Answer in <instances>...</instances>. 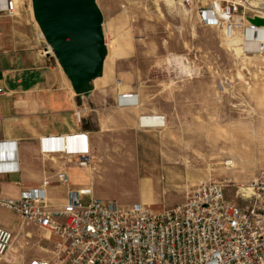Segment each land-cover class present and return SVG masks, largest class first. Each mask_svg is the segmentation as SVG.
<instances>
[{"label":"rangeland","instance_id":"obj_1","mask_svg":"<svg viewBox=\"0 0 264 264\" xmlns=\"http://www.w3.org/2000/svg\"><path fill=\"white\" fill-rule=\"evenodd\" d=\"M96 1L103 17L105 52L108 45L127 51L113 62L111 83L127 82L130 91L145 98L149 110L167 116L171 133L165 132V149L159 150L158 177L173 167L181 170L172 182L176 184L173 196L163 195L145 207L155 211L180 203L197 184L213 179L222 181L226 197L236 200L237 188L264 171V147L258 145L264 142V57L237 50L222 37L220 28L204 25L194 11L164 0ZM23 3L19 15L2 19L8 23H3L1 32L16 30L10 45L32 48L45 58L48 44L38 37L41 29L31 0ZM242 126L245 132L239 130ZM255 127L262 128V134ZM207 130L213 131L201 138ZM200 131L206 133L200 136ZM194 136L199 142L193 141ZM225 159L232 160L233 166H225ZM109 179L100 187L103 199L125 206L139 203L132 187L138 182L119 175ZM9 227L14 229V240L8 251L14 254V247L17 252L1 264H23L28 252L34 254L33 248L45 245L46 234L33 231L30 225L16 219Z\"/></svg>","mask_w":264,"mask_h":264},{"label":"built area","instance_id":"obj_2","mask_svg":"<svg viewBox=\"0 0 264 264\" xmlns=\"http://www.w3.org/2000/svg\"><path fill=\"white\" fill-rule=\"evenodd\" d=\"M177 2L194 11L202 24L220 28L224 39L240 34L244 53H257L246 48L245 41L264 51V25L251 22L264 19V0ZM20 4L22 0H0V29L2 19L16 16ZM43 54L54 55L49 45ZM5 93L0 84V95ZM129 98L124 102H134ZM76 118L80 120L79 112ZM83 138L80 133L45 137L41 147L47 153H67L78 166L88 167ZM56 180L66 191L60 206L48 202L49 179L17 197L0 192V207L18 215L21 223L47 232L53 241L48 258L29 264H264V171L237 188L236 200L227 198L226 185L213 179L197 184L182 202L155 211L142 203L125 206L100 198L91 188L72 187L64 171L56 173ZM13 239V232L0 226V264L7 262Z\"/></svg>","mask_w":264,"mask_h":264},{"label":"crops","instance_id":"obj_3","mask_svg":"<svg viewBox=\"0 0 264 264\" xmlns=\"http://www.w3.org/2000/svg\"><path fill=\"white\" fill-rule=\"evenodd\" d=\"M164 1L169 5L180 6L177 0ZM22 7L20 4L17 15ZM8 19L1 21V29L3 23H8ZM1 29L0 84L6 88V93L0 95L2 196L17 197L22 190L37 187L44 179H49L51 185L47 189L48 202L60 206L65 202L66 191L56 180V173L59 171L68 174L72 187L91 188L94 195L102 198L104 192L100 187H104L103 183L110 181L109 178L113 175L123 176L128 182H138L132 186L140 197L135 202L143 205H149L163 195L173 196L172 190H175L176 184L173 185L172 182L180 177L181 170L173 167L165 171V175L158 177L159 172L155 169V165L160 162L159 150L165 149L167 142L165 132L171 133L166 114L149 110L145 106V98L130 91L127 82L115 80L112 84L110 81L113 62L118 54L127 52L125 49L108 45L102 73L87 82L83 89H76L58 60L51 59L53 55L46 54L43 58V55L40 57L38 53L31 51L32 48L10 45V42H15L12 38L16 30L11 29V34L4 28L1 32ZM238 42L240 41L236 39L237 45H232L241 51ZM89 90L92 91L91 95ZM87 92L89 97H86ZM123 94H135L129 98L134 102H120ZM76 112H79V121ZM151 117H155L154 120ZM220 129L218 128V132L222 131ZM239 130L245 132L243 126ZM257 130L256 133L262 134V128ZM212 131L207 130L208 134L204 131L206 136H201L203 131L197 134L205 139ZM78 133L84 136L83 143L90 155L88 167L78 166L75 159L67 153L43 152V138ZM191 138L199 142L198 136ZM77 142L78 145L82 144V141ZM77 142H71V145L76 146ZM260 144L264 147V142L258 143ZM211 157L212 155L208 159ZM15 166L17 171H12ZM106 196L115 198L112 195ZM0 213L3 214L0 216V226L14 233V229L9 226L16 219L21 221V218L3 207H0ZM30 226L33 231L46 234L45 245L38 244L33 248L34 254L28 252L23 264L48 258L47 249L53 243L47 232L34 225ZM25 236L31 237V233L25 231ZM13 250L14 254L7 251V262L12 255H16L14 247Z\"/></svg>","mask_w":264,"mask_h":264},{"label":"water","instance_id":"obj_4","mask_svg":"<svg viewBox=\"0 0 264 264\" xmlns=\"http://www.w3.org/2000/svg\"><path fill=\"white\" fill-rule=\"evenodd\" d=\"M42 35L72 85L82 88L103 71V17L95 0H31ZM252 23L264 25V19Z\"/></svg>","mask_w":264,"mask_h":264},{"label":"bare ground","instance_id":"obj_5","mask_svg":"<svg viewBox=\"0 0 264 264\" xmlns=\"http://www.w3.org/2000/svg\"><path fill=\"white\" fill-rule=\"evenodd\" d=\"M23 1V0H22ZM171 1H174V0H170V2ZM256 0H251V3H253V4H256V2H255ZM236 36V35H235ZM233 37L232 39H230V40H227L228 41V43H230L231 45L233 44H235V42H236V39H238L240 42H238L239 43V45H238V47L241 49V51L243 52L244 51V48H243V46L241 45V43H242V38H239V37ZM38 37L39 38H41V37H43V35H42V33L40 32L39 34H38ZM226 40V39H225ZM244 46L246 47V48H250L251 49V52L252 51H257V53H259V54H261V53H263L264 51H262V52H260L259 51V47H257V45L255 44V43H252L251 41H245L244 43ZM237 44H235V46H236ZM252 53H256V52H252ZM261 56H263L264 57V55H261ZM130 94H123V95H121V98H120V102H122V101H124V100H122V99H124V98H122V97H125V96H128V97H132V95H130ZM152 118V120H154V118L155 117H151ZM225 162V163H224ZM223 164L225 165V166H227V167H232L233 166V163H231V161L230 160H224L223 161ZM243 187H246L245 185H242V186H240V188H243ZM10 250V249H9ZM8 253V252H7Z\"/></svg>","mask_w":264,"mask_h":264},{"label":"trees","instance_id":"obj_6","mask_svg":"<svg viewBox=\"0 0 264 264\" xmlns=\"http://www.w3.org/2000/svg\"><path fill=\"white\" fill-rule=\"evenodd\" d=\"M105 53H106V52H105V50H104V54H105ZM86 83H87V82H84L82 88H77V87H75V88H76V89H83L84 87H86V86H85Z\"/></svg>","mask_w":264,"mask_h":264}]
</instances>
